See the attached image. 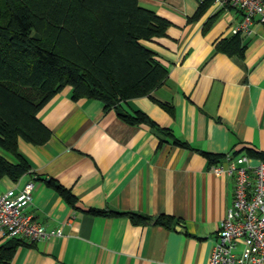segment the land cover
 <instances>
[{
	"label": "crops",
	"instance_id": "0c3cea01",
	"mask_svg": "<svg viewBox=\"0 0 264 264\" xmlns=\"http://www.w3.org/2000/svg\"><path fill=\"white\" fill-rule=\"evenodd\" d=\"M139 4L170 22L164 37L144 43L168 69L167 80L150 96L109 110L96 100L74 101L66 87L40 110L51 137L40 146L18 141L32 175L16 183L0 179V191L15 194L32 181L26 212L61 236L20 245L0 264L208 263L234 182L214 175L205 154L222 157L218 163L229 152L248 154L252 165L264 156V25L245 34L242 56L227 55L216 45L232 36L240 11L211 3L193 19L199 0ZM136 110L172 136L118 115ZM0 155L15 162L1 149ZM50 178L70 190L73 206L48 187ZM128 213L180 222L170 228L134 223ZM9 241L0 235V246Z\"/></svg>",
	"mask_w": 264,
	"mask_h": 264
},
{
	"label": "trees",
	"instance_id": "16d2710c",
	"mask_svg": "<svg viewBox=\"0 0 264 264\" xmlns=\"http://www.w3.org/2000/svg\"><path fill=\"white\" fill-rule=\"evenodd\" d=\"M211 3H200L193 19ZM169 26V21L141 6L139 0H0V149L15 159L11 162L0 155V179L16 183L24 175H32L18 152V141L40 146L50 139L51 131L38 113L64 88H71L74 101L96 100L109 110L150 96L162 86L168 69L144 43L164 37ZM244 36L238 33L222 39L216 51L242 56ZM118 112L130 125L147 123L171 135L140 110ZM173 142L188 147L178 139ZM205 156L212 165L222 158ZM45 181L69 205L75 204L69 189L52 178ZM90 213L121 215L93 209ZM125 215L134 223L166 228L180 222L166 215ZM20 245L28 244L10 239L0 246V263L10 261Z\"/></svg>",
	"mask_w": 264,
	"mask_h": 264
},
{
	"label": "built area",
	"instance_id": "2783aa9c",
	"mask_svg": "<svg viewBox=\"0 0 264 264\" xmlns=\"http://www.w3.org/2000/svg\"><path fill=\"white\" fill-rule=\"evenodd\" d=\"M206 0H199L200 3ZM224 9L240 11L242 20L232 34H250L255 23L264 25V0H209ZM220 176L234 182L232 204L221 220L207 264H264V161L251 164L246 154L229 152L223 163L210 166ZM34 183H26L17 193L0 191V235L28 245L61 236L46 231L26 212L33 201Z\"/></svg>",
	"mask_w": 264,
	"mask_h": 264
},
{
	"label": "water",
	"instance_id": "95a60500",
	"mask_svg": "<svg viewBox=\"0 0 264 264\" xmlns=\"http://www.w3.org/2000/svg\"><path fill=\"white\" fill-rule=\"evenodd\" d=\"M177 229H179V227H177Z\"/></svg>",
	"mask_w": 264,
	"mask_h": 264
},
{
	"label": "rangeland",
	"instance_id": "374dc122",
	"mask_svg": "<svg viewBox=\"0 0 264 264\" xmlns=\"http://www.w3.org/2000/svg\"><path fill=\"white\" fill-rule=\"evenodd\" d=\"M141 5V4H140ZM142 6V5H141Z\"/></svg>",
	"mask_w": 264,
	"mask_h": 264
}]
</instances>
